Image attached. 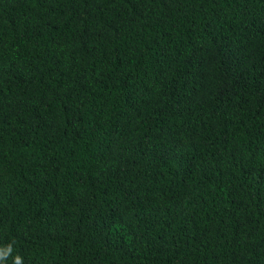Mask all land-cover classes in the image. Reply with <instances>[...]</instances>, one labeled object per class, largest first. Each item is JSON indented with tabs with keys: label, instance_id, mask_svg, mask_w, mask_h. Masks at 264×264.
Wrapping results in <instances>:
<instances>
[{
	"label": "trees",
	"instance_id": "1",
	"mask_svg": "<svg viewBox=\"0 0 264 264\" xmlns=\"http://www.w3.org/2000/svg\"><path fill=\"white\" fill-rule=\"evenodd\" d=\"M0 264H264V0H0Z\"/></svg>",
	"mask_w": 264,
	"mask_h": 264
},
{
	"label": "clouds",
	"instance_id": "2",
	"mask_svg": "<svg viewBox=\"0 0 264 264\" xmlns=\"http://www.w3.org/2000/svg\"><path fill=\"white\" fill-rule=\"evenodd\" d=\"M13 247L11 244L4 248H0V261H6L7 258L12 254ZM13 264H23V258L20 255H15L13 257Z\"/></svg>",
	"mask_w": 264,
	"mask_h": 264
}]
</instances>
